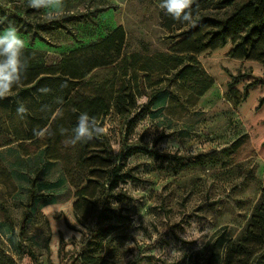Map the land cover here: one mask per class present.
<instances>
[{"label":"rangeland","instance_id":"1","mask_svg":"<svg viewBox=\"0 0 264 264\" xmlns=\"http://www.w3.org/2000/svg\"><path fill=\"white\" fill-rule=\"evenodd\" d=\"M159 3L63 0L62 7L36 10L27 0H0L25 22L24 31L17 30L25 42L26 67L53 65L71 73L63 61L71 51L119 26L126 39L108 67L88 64L84 49L69 57L76 65L84 59L78 76L89 70L86 81H91L82 90L103 95L110 106L98 122L107 124L109 134L99 143L84 142L88 163L84 143H64L76 126L71 110L63 119L67 107L57 106L65 92H55L50 105L48 92L19 97L16 107L28 109L23 118L17 109L0 108V264H84L91 255L108 264H220L227 239L244 233L264 187V156L253 139H264L259 106L264 89L245 97L243 84H235L232 75L252 67L264 73V55L243 52L237 39L209 43L207 28L189 32L193 24L173 19ZM220 8L210 0L191 11L197 23ZM31 76L25 70L5 98L27 87ZM55 82L56 87L43 83L39 89L64 90ZM131 86L135 98L118 107ZM29 110L41 119L30 120ZM51 113L54 123L42 124ZM45 127L51 135L34 136V129ZM61 129L67 132L62 135ZM94 165L98 169L92 172ZM128 170L134 178L120 179L109 192L112 177ZM89 177L94 179L81 192ZM33 180L35 198L30 197ZM105 200L118 215L111 232L95 238L97 209ZM251 264H264V250Z\"/></svg>","mask_w":264,"mask_h":264},{"label":"trees","instance_id":"2","mask_svg":"<svg viewBox=\"0 0 264 264\" xmlns=\"http://www.w3.org/2000/svg\"><path fill=\"white\" fill-rule=\"evenodd\" d=\"M210 0H194L191 10L208 2ZM216 4L220 5L221 8L217 9L215 14L211 16H203L198 19L197 23L192 27L194 30L200 28H207L209 31L210 39L209 43H220L221 45H227L231 41L237 39L238 45L242 48L243 52L256 53L258 52L261 55H264V0H216ZM224 9V11H222ZM0 17L2 20V25L0 28H6L10 25L15 26L19 31H24L22 28L25 26L22 16L19 14L18 10L13 11L9 14L6 9L0 5ZM120 35V36H119ZM125 34L121 26L114 29L108 36L103 38L100 41L85 46L80 49H84L87 52V63L90 65H100L102 67H108L114 64L117 61L118 55L114 53H119L122 46L125 43ZM80 49H75L70 52L68 56H65L63 61L68 63L71 73L63 72L64 68L61 70L56 69L53 65L47 67H26V70L33 76H31L27 81V87H21L19 90L15 91L12 98H3L0 99V107L5 110H16L18 98L21 97L23 100L38 98L39 96L43 97V94L39 91V87L43 83L47 85L55 86L56 80H60V86L64 90L57 91L58 89L50 88L45 99L50 100L49 105L52 103V97L55 92H65L68 96L63 97V103L58 104V107L65 108L67 107L66 114L63 119L67 118V114L70 113L74 117L72 121V126L76 125L77 118L82 112H87L90 117H95L97 122H100L105 116L109 114L110 106L106 102V99L103 95H94L91 93H86L84 86L88 85L90 81H86L88 73L84 76H78L79 68L84 69V59H81L80 64H75L70 60V56L76 52L81 51ZM122 58V57H121ZM65 71H68L67 69ZM59 74V75H58ZM63 75V78L61 77ZM235 79V84H243L245 88V97H248L251 90L264 89V73L252 67L250 71L245 73L240 72L237 75H232ZM64 81V82H63ZM209 84L204 87V91L209 88ZM135 87L131 86L126 93V98L121 97V102L119 103L124 105L128 102L129 98H135ZM145 86H143V89ZM146 89V88H145ZM27 92V93H26ZM202 92V93H203ZM201 93V94H202ZM65 94V95H66ZM16 95V96H15ZM14 96V98H13ZM155 97H151L150 103L152 104ZM48 105V106H49ZM235 106L239 108L238 103H235ZM260 108H264V96L259 99ZM47 107V106H46ZM45 107V108H46ZM118 107H120L118 105ZM122 107V106H121ZM43 108V110L45 109ZM30 111V110H29ZM42 113H44L42 111ZM45 114V113H44ZM54 113L45 115L46 125L53 124L50 123L53 118ZM30 120L38 121L41 119L36 113L29 112ZM42 121V120H41ZM60 123V122H59ZM251 131L255 132V128L252 123H248ZM42 125V126H44ZM248 137L249 135H245ZM244 137L238 139L233 146H237L240 142L243 141ZM254 144L256 146V151L264 156V139L259 140L256 136L253 138ZM101 141L99 138H94L89 141L92 143H99ZM89 143H84L82 145V155L84 163L89 162V156H87ZM98 167L94 165L92 172L97 170ZM122 176V175H121ZM110 174L106 179H110ZM134 178L129 170L123 173L122 177H112V181L109 184L108 191L111 192L114 190L115 186L118 184L119 180L122 179L126 182L128 179ZM94 177H89L87 181L83 184L80 191L83 192L87 187L88 182L92 181ZM37 182L33 180L30 188V197L35 198L37 196ZM113 205L110 201L105 200L102 203L101 209H97V222L95 229L93 230V235L95 238H102L105 233L111 232L113 228V220L117 217V210L112 207ZM30 217V213H27L21 223V228H25L26 222ZM101 240V239H99ZM264 250V187L261 190L260 201L255 206L253 213L250 218L248 226L245 228L244 233L236 238L227 239L224 245V255L220 261V264H251L254 258ZM84 264H108L105 261H98L96 255H91L86 258Z\"/></svg>","mask_w":264,"mask_h":264},{"label":"clouds","instance_id":"3","mask_svg":"<svg viewBox=\"0 0 264 264\" xmlns=\"http://www.w3.org/2000/svg\"><path fill=\"white\" fill-rule=\"evenodd\" d=\"M30 8L40 10L52 7H62L63 0H27ZM194 0H160L159 8L165 11L167 15L180 22H188L195 25L196 21L193 18L191 7ZM55 17H49L54 19ZM25 50V42L19 35L15 26L10 25L0 32V98H5L15 86L22 82L26 64L23 60ZM42 93L50 91L47 87L39 89ZM57 103L62 104V100ZM28 112V109L19 104L17 107V115L23 118ZM60 113L61 109H57ZM67 130L61 129V134H65ZM34 136L38 139L51 135V130L48 127L43 129H34ZM109 134L107 124H98L95 117H90L87 112H82L77 118L76 126L72 129V133L64 141L66 146H76L78 143H84L106 136ZM171 142H168V145ZM168 147V146H167ZM167 151V148L165 149Z\"/></svg>","mask_w":264,"mask_h":264}]
</instances>
